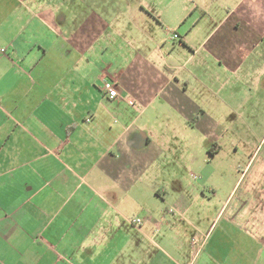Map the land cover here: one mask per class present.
I'll list each match as a JSON object with an SVG mask.
<instances>
[{"label": "crops", "instance_id": "0c3cea01", "mask_svg": "<svg viewBox=\"0 0 264 264\" xmlns=\"http://www.w3.org/2000/svg\"><path fill=\"white\" fill-rule=\"evenodd\" d=\"M262 16L0 0V264H264V143L226 152L200 123L205 86L230 101L249 80Z\"/></svg>", "mask_w": 264, "mask_h": 264}, {"label": "rangeland", "instance_id": "374dc122", "mask_svg": "<svg viewBox=\"0 0 264 264\" xmlns=\"http://www.w3.org/2000/svg\"><path fill=\"white\" fill-rule=\"evenodd\" d=\"M253 1L262 6L263 16L257 25V29H260L264 26V0ZM252 58L253 64L246 74L249 80L236 82L229 93L230 101H212L210 88L205 86L203 98L206 114L199 118L203 128H214L218 135L216 139L224 144L226 152L238 148L241 155L249 143H264V68L260 69L263 65L254 64L264 60V51L252 52Z\"/></svg>", "mask_w": 264, "mask_h": 264}, {"label": "built area", "instance_id": "2783aa9c", "mask_svg": "<svg viewBox=\"0 0 264 264\" xmlns=\"http://www.w3.org/2000/svg\"><path fill=\"white\" fill-rule=\"evenodd\" d=\"M171 38H177V35L174 34ZM101 90L103 91L104 95L108 99H115L119 95L118 92H117V88H116L115 82L111 78H106V79L102 80ZM133 221H134L135 224H138L141 220H140V218L136 217V218L133 219ZM202 243H203V241L200 242L199 239L193 238L192 242H191V245L195 249L198 244H202Z\"/></svg>", "mask_w": 264, "mask_h": 264}]
</instances>
